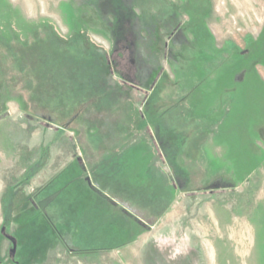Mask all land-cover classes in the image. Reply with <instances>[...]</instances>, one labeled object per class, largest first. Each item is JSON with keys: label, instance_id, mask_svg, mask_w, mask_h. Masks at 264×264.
<instances>
[{"label": "rangeland", "instance_id": "1", "mask_svg": "<svg viewBox=\"0 0 264 264\" xmlns=\"http://www.w3.org/2000/svg\"><path fill=\"white\" fill-rule=\"evenodd\" d=\"M0 264H264V0H0Z\"/></svg>", "mask_w": 264, "mask_h": 264}, {"label": "water", "instance_id": "2", "mask_svg": "<svg viewBox=\"0 0 264 264\" xmlns=\"http://www.w3.org/2000/svg\"><path fill=\"white\" fill-rule=\"evenodd\" d=\"M15 250V242H13V249L12 252Z\"/></svg>", "mask_w": 264, "mask_h": 264}]
</instances>
